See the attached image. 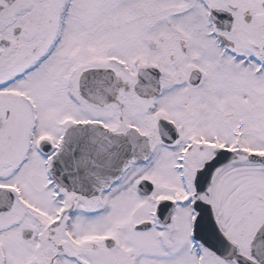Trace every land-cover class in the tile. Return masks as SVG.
Segmentation results:
<instances>
[{
	"label": "snow or ice",
	"instance_id": "snow-or-ice-1",
	"mask_svg": "<svg viewBox=\"0 0 264 264\" xmlns=\"http://www.w3.org/2000/svg\"><path fill=\"white\" fill-rule=\"evenodd\" d=\"M0 264H264V0H0Z\"/></svg>",
	"mask_w": 264,
	"mask_h": 264
}]
</instances>
